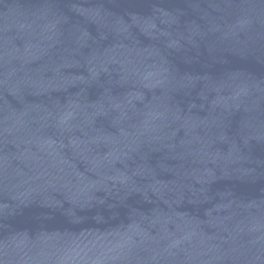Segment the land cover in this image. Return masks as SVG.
Returning a JSON list of instances; mask_svg holds the SVG:
<instances>
[{
	"label": "water",
	"instance_id": "water-1",
	"mask_svg": "<svg viewBox=\"0 0 264 264\" xmlns=\"http://www.w3.org/2000/svg\"><path fill=\"white\" fill-rule=\"evenodd\" d=\"M0 264H264V0H0Z\"/></svg>",
	"mask_w": 264,
	"mask_h": 264
}]
</instances>
